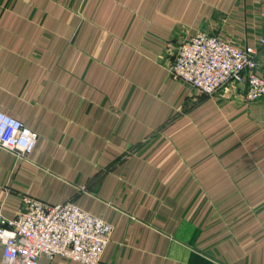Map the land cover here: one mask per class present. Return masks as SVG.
Segmentation results:
<instances>
[{
  "label": "crops",
  "instance_id": "0c3cea01",
  "mask_svg": "<svg viewBox=\"0 0 264 264\" xmlns=\"http://www.w3.org/2000/svg\"><path fill=\"white\" fill-rule=\"evenodd\" d=\"M200 29L257 47L264 0H0V111L38 133L0 147L3 219L71 201L113 226L100 264H264V100L171 77Z\"/></svg>",
  "mask_w": 264,
  "mask_h": 264
},
{
  "label": "built area",
  "instance_id": "2783aa9c",
  "mask_svg": "<svg viewBox=\"0 0 264 264\" xmlns=\"http://www.w3.org/2000/svg\"><path fill=\"white\" fill-rule=\"evenodd\" d=\"M261 49L241 46L200 29L175 45L169 73L200 98L224 87L242 90L245 100H264V35ZM190 92V93H191ZM38 133L0 111V147L28 158ZM113 231L110 222L75 203L51 205L23 195L14 218L5 220L0 205V246L4 264H38L60 256L80 264H100Z\"/></svg>",
  "mask_w": 264,
  "mask_h": 264
},
{
  "label": "rangeland",
  "instance_id": "374dc122",
  "mask_svg": "<svg viewBox=\"0 0 264 264\" xmlns=\"http://www.w3.org/2000/svg\"><path fill=\"white\" fill-rule=\"evenodd\" d=\"M254 48H257V49H261V46H259V44H258V46L257 47H254ZM241 96H242V98H243V95H242V93H241ZM244 99V98H243ZM245 100V99H244ZM259 100V99H258ZM245 101H248V100H245ZM252 101H257V100H251V101H249V102H252Z\"/></svg>",
  "mask_w": 264,
  "mask_h": 264
}]
</instances>
